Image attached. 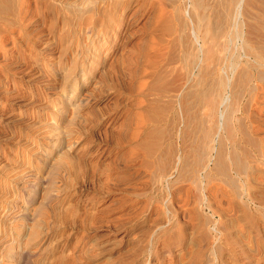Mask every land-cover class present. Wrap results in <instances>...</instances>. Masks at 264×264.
I'll return each mask as SVG.
<instances>
[{
	"label": "rangeland",
	"instance_id": "374dc122",
	"mask_svg": "<svg viewBox=\"0 0 264 264\" xmlns=\"http://www.w3.org/2000/svg\"><path fill=\"white\" fill-rule=\"evenodd\" d=\"M80 1L60 6L55 20L46 0L37 3L40 17H31L28 33L6 47L0 62V264H22L24 251L32 255L23 264H264V111H256V123L242 122L245 131L258 128L255 144L241 139L238 121L222 120L223 135L239 142L244 167L239 175L234 165L230 177L213 175L222 196L193 182L189 162L179 167L180 184L167 186L157 167L144 164L148 157L133 155L132 139L149 128L158 160L171 163L180 151L169 113L140 117L146 55L159 29L142 28L134 4L116 15L109 9L115 20L105 30L89 28L84 12L102 9L99 0ZM104 71L105 83L96 82Z\"/></svg>",
	"mask_w": 264,
	"mask_h": 264
},
{
	"label": "bare ground",
	"instance_id": "6f19581e",
	"mask_svg": "<svg viewBox=\"0 0 264 264\" xmlns=\"http://www.w3.org/2000/svg\"><path fill=\"white\" fill-rule=\"evenodd\" d=\"M40 1L41 0H0L1 63L5 60L6 47L9 46L16 39V37L18 38L19 35L21 37L23 32L27 31L26 26L28 21L32 20L31 17H36L33 16L37 13L35 5ZM72 1L73 0H46L47 12L51 20H55V18L57 19L60 6L65 3L71 4L69 2ZM95 1L97 2V0ZM76 2L77 0H75V3ZM85 2L86 0L84 3ZM98 3L101 6V11L95 10L91 11L90 14L86 13V15L85 12L83 14V23L88 26L92 25V28H104L106 27V24L108 25L110 19L113 18L111 16L113 13L109 9H113L116 15L117 11H122L134 4L136 9L132 14H134L135 17L140 14V16L145 18L142 28H149L150 31L156 28L159 29L156 40L152 43L155 46L153 52L149 53V51L147 55L145 54L148 58L146 66L149 71L142 74L144 75L142 80H144H141L142 83H140L142 84L141 87H143L142 89H144L145 93V100H143L144 98L141 100L146 102L145 105H143L144 115L141 113L142 116L140 117H143V121H150V119L153 120L154 115L155 117L157 116L160 118L161 116L163 117L162 114H164V112L169 113L170 115L168 116L172 118L174 126L176 127V137L180 142V151H175L177 155L175 153V159H173L171 163L169 161L170 159L166 161L158 160V158H156V152L159 154L158 150L160 148L157 149V143L153 142L155 138L153 141L150 138L151 134H153V129L150 131L148 128L149 131H139L140 134H136V136L132 138L138 140L135 149L133 148V155L140 154L145 158L148 157L149 161L144 164L149 168L157 167V170H159L158 175H161L160 179L166 183L167 186L174 185V183L180 184V182L175 181L177 177L180 176H177L179 167L181 166L184 170V166H186L188 164L187 162H189L191 167L187 165L189 168H186H191L188 173H190V178L194 180L193 182L197 183L201 186V188L203 184H208V190L210 193L212 192L211 188H215L218 189L215 190L216 194L222 196V191L220 190V187L218 188L220 182L218 183L217 181L218 185L212 184L213 182L211 179L213 175L220 174V176L222 175L227 177L226 174L227 171H229L227 167L233 165L235 166L233 168L234 173L237 175L240 174L241 170H244L242 169L244 167L239 166L241 165L239 161V142L234 138L229 140L223 135V118L231 116L233 120L231 125H234L236 121L240 123L239 130L242 140L246 142L248 141V143H253L256 141L255 139H258L256 138L259 134L258 128L253 125L250 127L247 126L249 130L245 131V127L242 125V122L244 124L245 122L254 124L259 120L256 115V111H264V0H99L96 4ZM186 34H188V36ZM135 48L138 49L139 47ZM131 57L129 58L131 59ZM143 57L145 56H142V58ZM162 62L164 63L162 64ZM107 69L109 70V68ZM119 71L121 70L118 69V73ZM128 71L129 70L127 69L126 72L128 73ZM143 71L145 72V70ZM107 73L108 72L105 71L103 74L95 73L96 82L102 83V75ZM123 73L124 72H122V75ZM136 73L138 74V71ZM136 73L134 76H136ZM110 74L109 76L112 77V74ZM116 74L117 73L114 74V77H116ZM139 75H141V73L138 74L137 77H140ZM105 77H107V75H105ZM117 84L120 83L118 82ZM129 88L131 89V87ZM130 91L128 94L131 93ZM135 94L137 95L136 91ZM129 95L133 97L132 94ZM232 100H237V103L233 104ZM136 103L138 104L137 101ZM74 116L75 115L72 117ZM74 119L75 118H73V120ZM164 119L161 120L164 122ZM163 122H161L162 125ZM242 127H244V129ZM138 129H140L139 126ZM142 129H145V127ZM156 131L157 130L154 132ZM231 134L233 133L231 132ZM156 138V140H158V137ZM175 147L177 148V146ZM166 149L168 150V147ZM182 172L184 173V171ZM183 173H181V176H185ZM228 173L231 174L230 172ZM129 176L130 175H128V177ZM129 178H131V176ZM240 178L238 177V179ZM126 179L127 178L124 180ZM182 179L184 178L182 177ZM182 179L180 181H183ZM40 180H38V183ZM229 181L231 184L233 183V186H235V180L230 179ZM41 182L42 180L40 183ZM37 187L38 186L36 184V188ZM177 188L173 191L174 193H177L180 189ZM201 188L199 192L202 190ZM261 193H264V189H262ZM45 194L47 195L49 192L45 191ZM213 195L215 196V194ZM262 196L264 197V195ZM43 199L46 201L49 198L46 196ZM221 199H223V197ZM220 202L223 201L221 200ZM40 205H42V202L41 204L39 203V206ZM43 206L44 205L40 206V208L42 207L40 209L41 211ZM227 207L228 209L230 208L229 205ZM41 211L39 213H42ZM43 218L46 219L45 217ZM31 255L32 254L29 251H24L21 253L19 258L21 257L23 263H27L30 262Z\"/></svg>",
	"mask_w": 264,
	"mask_h": 264
}]
</instances>
